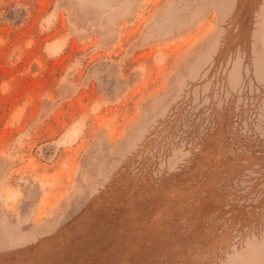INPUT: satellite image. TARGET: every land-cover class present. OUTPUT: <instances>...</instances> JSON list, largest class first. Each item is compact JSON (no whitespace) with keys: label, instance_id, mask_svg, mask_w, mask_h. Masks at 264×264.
Segmentation results:
<instances>
[{"label":"rangeland","instance_id":"rangeland-1","mask_svg":"<svg viewBox=\"0 0 264 264\" xmlns=\"http://www.w3.org/2000/svg\"><path fill=\"white\" fill-rule=\"evenodd\" d=\"M0 264H264V0H0Z\"/></svg>","mask_w":264,"mask_h":264},{"label":"bare ground","instance_id":"bare-ground-1","mask_svg":"<svg viewBox=\"0 0 264 264\" xmlns=\"http://www.w3.org/2000/svg\"><path fill=\"white\" fill-rule=\"evenodd\" d=\"M52 47V46H51Z\"/></svg>","mask_w":264,"mask_h":264}]
</instances>
